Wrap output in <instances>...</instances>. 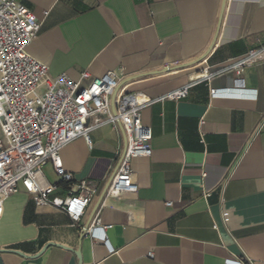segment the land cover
Segmentation results:
<instances>
[{"label": "crops", "instance_id": "0c3cea01", "mask_svg": "<svg viewBox=\"0 0 264 264\" xmlns=\"http://www.w3.org/2000/svg\"><path fill=\"white\" fill-rule=\"evenodd\" d=\"M19 1L43 18L27 51L51 76L122 68L119 88L155 100L141 112L152 152L131 162L136 192L105 197L125 136L119 123L89 119V141L75 137L60 152L74 181L97 188L81 221L19 191L0 218V264H78L74 250L81 264H264V123L244 151L264 119V62L224 69L264 44V0ZM205 66L216 74L166 98ZM232 87L239 96H210ZM43 171L59 182L50 165ZM97 212L110 225L106 243L82 234Z\"/></svg>", "mask_w": 264, "mask_h": 264}, {"label": "built area", "instance_id": "2783aa9c", "mask_svg": "<svg viewBox=\"0 0 264 264\" xmlns=\"http://www.w3.org/2000/svg\"><path fill=\"white\" fill-rule=\"evenodd\" d=\"M42 23L43 18H38L19 0H0V218L5 201L23 191L36 206H51L79 223L97 188L85 179L74 181L73 174L63 167L61 149L78 136L89 141V119L92 125L99 124L102 118L113 125L119 123L123 127L125 146L105 197L136 192L138 185L131 162L137 157H149L152 152L151 129L143 123L141 112L155 100L141 93L126 92L124 85L115 94L112 113L110 97L125 77L122 68L109 69L101 76L83 70L76 80L65 73L51 76L48 66L27 51ZM261 62H264V44L247 50L224 69L240 75L244 67ZM214 74L205 66L195 80L166 98H184L192 83L208 80ZM236 84H241V80L237 79ZM234 89H211L210 96H239ZM263 123L264 119L249 136L244 151ZM46 165L51 166L59 182L47 179L43 171ZM230 173L231 170L227 171L221 179V187ZM60 183L65 184L63 195L58 194ZM171 204L165 202L166 206ZM109 227L101 224L97 212L84 233L106 243L105 229ZM147 256H153L151 250ZM234 264L255 262L243 256Z\"/></svg>", "mask_w": 264, "mask_h": 264}, {"label": "water", "instance_id": "95a60500", "mask_svg": "<svg viewBox=\"0 0 264 264\" xmlns=\"http://www.w3.org/2000/svg\"><path fill=\"white\" fill-rule=\"evenodd\" d=\"M193 63H188L187 65H185V66H188V65H192ZM154 72H157V71H150L149 73H154ZM146 74H148V73H141V74H139V75H135L134 77H132L131 79H135V78H138V77H141V76H144V75H146ZM119 88V87H118ZM118 88H116L115 90H114V92L112 93V95H111V97H110V108H111V111H112V113H114L115 112V108H114V98H115V94H116V92H117V90H118ZM120 125V124H119ZM120 127H121V129H122V131H123V127L120 125ZM123 133H124V131H123ZM125 136V135H124ZM112 177V176H111ZM110 180H111V178H110ZM110 180L108 181V184H109V182H110ZM108 186V185H107ZM107 188V187H106ZM106 190V189H105ZM85 230H86V228L82 231V234H84V232H85ZM45 248H46V245L39 251V253H41V252H43L44 250H45ZM38 253V254H39ZM74 253H75V255L78 257V259H79V263L78 264H81V262H80V258H81V255H80V252H79V250H74Z\"/></svg>", "mask_w": 264, "mask_h": 264}, {"label": "rangeland", "instance_id": "374dc122", "mask_svg": "<svg viewBox=\"0 0 264 264\" xmlns=\"http://www.w3.org/2000/svg\"><path fill=\"white\" fill-rule=\"evenodd\" d=\"M2 136V134H1V131H0V137Z\"/></svg>", "mask_w": 264, "mask_h": 264}]
</instances>
